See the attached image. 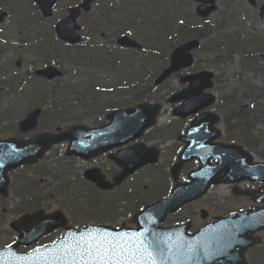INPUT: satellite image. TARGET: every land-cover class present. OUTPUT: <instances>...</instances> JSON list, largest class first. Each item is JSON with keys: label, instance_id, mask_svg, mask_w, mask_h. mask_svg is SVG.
<instances>
[{"label": "rangeland", "instance_id": "374dc122", "mask_svg": "<svg viewBox=\"0 0 264 264\" xmlns=\"http://www.w3.org/2000/svg\"><path fill=\"white\" fill-rule=\"evenodd\" d=\"M6 1L11 2L5 8L10 9L13 13L10 16V23L3 28L0 27V48L2 49L0 53V108H2L0 109V137L10 136L15 131L17 122L26 113L33 110L35 108L34 105H39L33 99V102L28 101V98L25 100L22 92L18 97L15 94L12 96L10 93H13V90L17 91V88L23 85L30 70L51 61V58L47 62L32 59L33 51L30 50V46L38 42V37L36 36L31 39L27 37L30 39L24 43L27 47L16 48L13 46L15 42H21V37L17 34L19 30L17 21L23 20L25 24L22 30H28L27 23L35 17L37 12L34 13L32 10L29 12L22 0ZM138 1L143 3V8L133 11L134 17L132 15V18H126L124 15H121L118 20L115 18L116 24L111 23L112 16L109 12H103L102 17L104 18L102 19L93 16L88 22H85L84 18H81V21L87 27L92 21H96L98 29L96 28L94 36L100 37L103 42L110 45H112L116 36L119 35L117 31L124 27L122 25H126L132 20L136 22L134 28L136 39L140 42V38H143V52L135 53L136 55L127 59L130 68L125 65V71H131L132 69L134 73L136 71L141 74L142 72L138 71V69L143 65V72L146 71V74L139 81L140 83L138 81L136 84L132 83L134 87L130 84L125 86L128 91L123 92H115L118 88L114 87L110 92H101L97 95L101 99H96L93 94H88L95 90L93 89L94 87L89 88L86 86L88 75L97 72L102 74L100 75L102 78L106 77L105 74L109 75L112 72L114 74V77L112 76L113 79H116L115 75L120 71L118 69V61L114 63L112 69H106L105 71H102L103 68L98 63L96 68L101 69L99 72L91 65L83 67L82 64L76 65L70 59H64V62H62L63 66L59 67H62L64 71L76 68L75 72L69 73L70 77L68 78L66 74L51 84L45 83V96H47L48 102L59 97L60 93L65 96L66 92L71 91V94L75 97L63 99L62 105H66L69 108L72 105V102L69 103V101L73 100L76 103L71 110L63 108L60 111L61 106L54 109L57 113L53 112L50 116H46L44 120L47 125H44V122H40L35 132L44 131V128L53 130L57 125L66 126L76 122L92 125L94 118L98 119L97 123H99L100 119L103 118L101 114L109 108L108 103L103 104V101L116 104L112 106L123 105L124 107L128 104H135L136 101L141 99H143V102L147 100L152 103L162 101L167 95L183 87L178 83L179 76L194 71L210 70L214 74V85L210 90L217 98L214 111L220 116V124L218 126L223 132L221 140L228 142L227 140L233 137L235 138L233 142L241 144L250 150L255 160L264 161V11L259 15L260 7L264 0H254V4H250L249 0H215V9L205 18V24L202 18L196 14L198 4L193 0ZM106 4L103 3L104 6H100L99 9L107 7ZM178 18L183 19L189 27H194V33L190 37L194 35L197 37L195 40L199 42L198 46L190 52L193 64L172 74L157 87H154V79L168 64L167 57L170 50L190 38L184 34L186 27H181L178 32L174 31L173 36L165 43L167 47L163 48L160 55L154 56L156 58L150 56L149 51L144 49V47L161 48L160 38H163V40L166 38L163 32L167 34L171 23L174 24ZM137 19L140 21L139 24ZM42 23L40 21L35 22L36 25H41ZM185 24L181 25L185 26ZM87 32L92 34L90 31ZM24 33L22 32V35ZM45 37H48L47 32ZM149 40L155 41L150 42ZM241 46L244 47L247 53H255L257 56L251 59L245 58L244 53L241 52ZM71 54L75 60H78L76 53L71 52ZM139 55L143 56L138 57ZM54 61L56 64H60V58L57 61L56 55ZM16 63H18V66H16ZM63 73L65 74V72ZM99 80L98 75L89 78V81H97L98 83ZM66 81L69 90L65 89L62 91V88L65 87L60 82L65 83ZM113 82L117 84V81ZM56 83L59 85H54ZM29 84L30 87L36 85L34 83ZM100 84L106 83L101 82L98 85ZM30 89L33 97L34 90ZM133 92L135 93L133 94ZM141 92H143L142 98ZM137 93L139 95L136 96ZM220 99L222 100L221 103H219ZM229 99L233 101V104L228 109L226 104ZM93 100H96L95 103H91ZM99 105L102 107H99ZM42 107L43 110H47L45 105H42ZM238 107H241L243 112H247L250 118H256L251 125L249 137H247L246 141H242L236 131L232 133L238 117H232L231 113L233 109L236 110ZM12 108H14V111L11 113ZM165 110L160 115L162 119H165L157 124V131L152 133L159 132L160 134V140L163 143V147L159 148L162 152L161 157L168 155L167 150L173 145V135L180 125V122L177 121H171L167 124L172 117L169 115L167 117L164 116ZM241 110L238 109L236 111L239 114ZM92 112L95 113L94 118H91L92 116L90 115L85 119H78L83 114H91ZM52 115H58V122L53 125L50 123ZM155 143L156 141H148L146 144ZM162 163H164V160H162ZM89 167H94V164L64 160L59 150L56 153H50L41 163L27 168L22 173L16 175L13 173L11 175L12 182L9 186L10 195L7 200L0 199V201H5L3 206L0 204V245L10 240V232L7 231L8 220L17 212L16 209L20 207L19 202L26 199L29 194L35 199L28 202L30 203L28 208L46 205L51 210L62 209L70 215L78 226H82L86 223L99 222L100 220L113 223L117 219L119 221L121 218H127L131 214L129 206L125 200H116L113 194H119L120 191L129 192L128 188H131L137 191L138 195L142 196L143 199V185L151 188L152 184H158L155 180L158 172L151 170L146 171L144 174H139L130 184L120 189L118 193L103 194L81 179V173ZM101 169L102 173L107 176L115 174L112 170H106L105 167ZM137 186L141 190H138ZM145 193H147L148 197H154L158 191L156 190L155 194L151 196L148 193V189L145 190ZM221 198H224L225 202H222ZM243 203V200L233 199V197L229 196V186L225 189H219L218 186L207 194L205 198L187 207L184 212L194 215L196 207H198L211 214H219L234 210ZM247 204H250V202H247ZM138 208L139 206H136L135 210ZM125 209L126 211H124ZM251 264H264V261L252 262Z\"/></svg>", "mask_w": 264, "mask_h": 264}, {"label": "water", "instance_id": "95a60500", "mask_svg": "<svg viewBox=\"0 0 264 264\" xmlns=\"http://www.w3.org/2000/svg\"><path fill=\"white\" fill-rule=\"evenodd\" d=\"M211 1L212 0H202L203 6L199 8L198 13L204 16L209 13L213 9ZM196 45L197 43L192 41L178 47L171 56L170 66L159 76L156 84L166 78L172 71L190 65L192 61L185 52L194 48ZM211 77L212 75L209 72L203 71L194 74L193 76H185L180 80V82L190 81V84L186 89H183L167 100L183 101V103H181L176 109L178 115L186 117L193 113H198L200 110L205 109L214 103V96L203 94L202 92L205 88L212 87L210 81ZM193 79L197 80V82H192ZM155 112L156 107H152L149 104H143L142 106H136L126 111L112 114L110 115V118L116 115H121L124 120L136 123L137 120L134 118L141 115L142 117L147 118L140 124L142 131V129L153 123L154 115H156ZM37 113L38 112L35 111L29 114L27 118L21 122L20 128L22 130L32 128L35 125V117ZM127 115L131 116L124 117ZM218 119V116L214 113H200L190 124L191 127L189 125L190 129L187 133V136L189 135L191 138L189 140L190 144L187 148L198 144V141L208 144L202 147H191V150L197 152L201 156V164L205 165L204 170H208V173L214 176L209 183H217L220 181L232 182L236 179L264 183V165L255 163L253 157L241 147L235 145H210L212 140L219 135V132L215 131L213 128V125L218 122ZM208 127L211 128L210 131L208 130ZM60 138L63 137L61 136ZM41 141L47 142L41 145ZM49 143L50 141L43 137L32 143L27 141H16L14 139L0 140V179L8 169L16 167L21 163L34 162L37 156L45 151ZM80 150L79 146L71 145L69 148V154H80ZM205 150H209L206 156L202 154ZM102 151L104 150H100L98 153ZM148 154L149 156L143 162H154L155 154L152 152ZM195 157L196 156L190 155V158ZM211 158H216L217 161L212 167H209L208 164ZM139 165L141 166L142 163ZM135 167L137 166L126 169L121 177L125 175L126 172L134 171ZM90 179L95 181L99 187H105L100 179ZM260 191L264 196V185ZM175 207L176 204L170 206L168 209H174ZM252 211V214L254 215V225L259 223L261 227H264V209L260 211ZM82 237H106L108 239H119L121 243L127 242L125 251L122 255L111 257L112 264H115L116 261H121V264H124V262H127L128 264L130 261L134 262L143 258V246H141L140 243L143 241L141 240L142 234L136 235L129 232L125 233L122 231L110 230L108 227H86L80 233L68 231V233L64 234L59 241L50 246L37 248L27 253H19L15 250V246L19 245V243L24 244L20 241L10 247L0 248V264H86V262H92V257L80 255L83 245L80 244L78 246V242L81 241ZM184 258L191 264L192 260L188 253L185 254Z\"/></svg>", "mask_w": 264, "mask_h": 264}, {"label": "flooded vegetation", "instance_id": "af4514ba", "mask_svg": "<svg viewBox=\"0 0 264 264\" xmlns=\"http://www.w3.org/2000/svg\"><path fill=\"white\" fill-rule=\"evenodd\" d=\"M180 131H177V135H179ZM162 135V134H161ZM163 140H164V137H163ZM148 141H156L155 146L159 147V146H162L163 143L161 142L162 140H160V134L159 132L157 133H150V134H147L143 137V142L144 143H147ZM159 142V144H158ZM128 146H130V144H127V145H124L123 147H121L120 149H125L127 148ZM181 146H179L177 143H173L172 146H170V148L168 149L169 153H170V157L171 158H174L176 156V154L178 153L179 149H180ZM116 150H112V151H109L108 154H105L101 157H99L95 163H94V166L96 167H99V168H104L106 170H112L113 172H115V174L119 171V168H117L115 166V163L113 161H110L107 156L109 154H112L114 153ZM169 157V158H170ZM151 167L153 166H147L145 168H143V174L148 171ZM196 167V165L194 166V164H189L187 166L184 167L183 169V174L179 176V180L181 181H185L184 179V174L188 171V170H191V169H194ZM166 169L162 172H158L157 173V190L158 192L159 191H163L165 188L166 190L169 189L172 185L171 183V180H170V177L168 176V168H169V165H167L165 167ZM114 174V175H115ZM114 175L112 176H107V178L111 179ZM124 183L123 182L121 185L122 186H118L117 187H114L110 192V193H118V191L120 189H122L124 187ZM148 187L147 186H144L143 185V202H146L147 199H148V195L147 193H145V190L147 189ZM118 199H122V200H125L126 199V192L122 191V192H119V194H114ZM124 195V196H122ZM204 197H201L197 200H195L194 202L184 206L183 208H181L180 210H178L175 214H171V215H167L165 217V219L163 220V223L162 225L164 227H169V226H172V225H177V224H183V223H189V231L191 232H194L196 230H198L199 228H201L205 223H209L212 221L213 217L216 216V215H222V214H226L227 212H221L219 214H211L209 212H206L205 210H203L202 208H198L196 207V213L194 215L192 214H189V213H185L184 210L189 207V206H192L194 205L195 203H197L198 201L202 200ZM244 201L243 204H241L238 208L234 209V210H237V209H243L244 207L247 206V200L245 198L241 199ZM222 202H225V199L222 201ZM109 224L113 225V226H116V225H119V224H125V225H128L129 224V218H121L117 220H115L113 223L109 222ZM59 235V232H55L53 234H50L46 237V239H54L56 238L57 236ZM241 255H244L245 257V262H243V264H251L252 262H260V261H263L264 260V233H263V238H262V242L260 245L258 246H255V247H251L249 248L244 254H241Z\"/></svg>", "mask_w": 264, "mask_h": 264}, {"label": "snow or ice", "instance_id": "6c2138e0", "mask_svg": "<svg viewBox=\"0 0 264 264\" xmlns=\"http://www.w3.org/2000/svg\"><path fill=\"white\" fill-rule=\"evenodd\" d=\"M126 243H121L119 239H108L106 237L100 238H81L78 242L83 245L80 251V255L90 256L93 258L92 262H86V264H112L111 257L120 256L124 253ZM143 246V241L140 242ZM144 252L151 255V252L147 248H144ZM115 264H121V261H116ZM127 264V262H124Z\"/></svg>", "mask_w": 264, "mask_h": 264}, {"label": "trees", "instance_id": "16d2710c", "mask_svg": "<svg viewBox=\"0 0 264 264\" xmlns=\"http://www.w3.org/2000/svg\"><path fill=\"white\" fill-rule=\"evenodd\" d=\"M193 32L192 31H188L186 35H191ZM192 37H195L192 35ZM241 52L244 53V57L247 59H251L253 57H256L257 55L255 53H247L244 49V47H242ZM233 101L231 99L228 100V103L226 104L228 106V109L232 106ZM239 110H241L242 108L238 107ZM236 109V110H238ZM235 109L232 110L231 116L232 117H238V120L236 122V127L234 130H232V132L234 133L235 131L241 133V139L246 141L247 137L249 135V131L251 128V125L253 124V121L255 118H250L249 114L247 112H243L241 110V112L238 114V111H236Z\"/></svg>", "mask_w": 264, "mask_h": 264}]
</instances>
